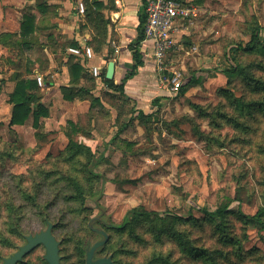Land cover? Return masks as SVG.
Returning <instances> with one entry per match:
<instances>
[{
  "label": "rangeland",
  "instance_id": "1",
  "mask_svg": "<svg viewBox=\"0 0 264 264\" xmlns=\"http://www.w3.org/2000/svg\"><path fill=\"white\" fill-rule=\"evenodd\" d=\"M56 1L24 5L46 3L55 18ZM183 1L196 15L179 27L167 58L185 82L177 93L167 71H145L135 77L145 85L142 104L105 97L107 108L79 113L75 130L59 119L35 127L28 117L11 128L9 88L0 86V264L46 228L45 218L55 223L61 264H85L83 244L101 238L88 224L101 223L118 228L107 227L94 257L112 254L114 264H264V230L239 216L236 200L247 214L264 206V28L253 50L237 48L239 67L227 71L230 47L264 27V0ZM8 58L0 46V69ZM231 200L220 218L200 210ZM137 206L163 220L136 217L124 227ZM44 254L40 244L17 264H47Z\"/></svg>",
  "mask_w": 264,
  "mask_h": 264
},
{
  "label": "crops",
  "instance_id": "2",
  "mask_svg": "<svg viewBox=\"0 0 264 264\" xmlns=\"http://www.w3.org/2000/svg\"><path fill=\"white\" fill-rule=\"evenodd\" d=\"M16 1L0 0V46L8 52V62L11 65L8 70L0 69V86H8V99L17 80L34 81L36 75L44 79L41 86L36 82L30 91L34 95L30 103L31 109L37 104L43 107L44 113L39 117V126H43V122L59 119L66 124L72 121L78 128L77 115L88 112V107L92 105L105 110L108 105L105 97L125 100L132 96L137 103L142 104L140 100L143 98L141 95L145 85L139 82L137 76L145 71L151 72L152 76L155 71L149 42L143 39L137 44L142 53L143 64L132 78L126 80V95L114 90L103 80L102 74L105 73L106 78L107 65L113 61L114 72L110 79L118 84L130 68L133 62L132 47L137 41V25L144 0H58L55 18L49 15L47 9L51 7L46 3L25 8V0ZM79 2L85 5L86 15L84 11H79ZM24 15L34 17L32 31L22 29ZM82 45L91 47V59L67 51V47ZM12 51H15L14 55ZM104 63L106 65L102 68ZM93 64L100 66V75L97 77L90 70ZM133 82L138 83V87ZM133 92L138 93L132 95ZM89 99L98 102L92 103ZM6 106L10 124L11 104ZM29 118L33 125V112H30L27 119ZM12 126L20 125L10 124L11 128ZM69 129L72 128L69 126Z\"/></svg>",
  "mask_w": 264,
  "mask_h": 264
},
{
  "label": "trees",
  "instance_id": "3",
  "mask_svg": "<svg viewBox=\"0 0 264 264\" xmlns=\"http://www.w3.org/2000/svg\"><path fill=\"white\" fill-rule=\"evenodd\" d=\"M23 18H24V20L22 22V29L27 30V31H30V30L32 31L33 25H34V17L31 15H24ZM145 19H146V11H145V0H144L143 11L140 14L138 25H137V31H138L137 38H136L137 41H136L135 46L132 47L133 51L131 54V58H132L133 62L130 65V68L127 70L124 77L121 79V82L118 84H115L112 79L105 78V73L102 74L103 80L106 81L114 90L118 91L122 95H126L125 91H124V85H125L126 80L132 78L135 75L138 67L143 64L142 53L140 52L137 44L144 39V22H145ZM263 28L264 27H258L257 26L256 29L254 30V32L251 34V38L246 45H244V46L233 45L230 47V59L232 60V64H231V67L229 69H227V71H231V72L236 71L237 67H239V64L236 61V57H235V52H236L237 48H240L242 50H253L257 46V44L260 43L259 32ZM35 80L33 81L32 79H19L16 81L15 87H14L13 91L9 94L8 99H7L8 103L11 104L10 124H21V123H23L25 121V119L28 117L29 113L33 112V125L35 127H39L38 120H39V117L44 113L43 107L40 104H37L34 107V109L32 110L31 105H30V103L34 99V95L32 93H30V91L35 87L34 84H36V82H37ZM192 80H193V78H191L189 80V82ZM184 84H185V82L182 84V86L180 87L179 90H181L183 88ZM91 101H92V103H94L97 100L92 99ZM137 118L143 122L147 121V119H146L147 117H144L142 111L138 112ZM68 124L72 128V130L77 129L74 126L75 124L72 121H69ZM85 149L87 151L89 150L88 147H86ZM236 200L238 201L237 212H238L239 216L241 218L245 219V221H255L256 223L259 224V230H264V206L259 207L258 210L254 214H247V213L243 212L241 209L240 199H236ZM232 201L233 200L228 201V202H221L218 206H216L213 209H208V208L202 207V208H200V210L205 216H207L209 218H220V217L224 216L225 214L231 212L230 204ZM263 205H264V203H263ZM159 214H160V212H158L156 210H148L142 206L133 207V208L127 210L126 214L124 215L122 225L125 227L126 224H128L133 218H136V217H143V218L154 219V220L160 218V220H163L159 216ZM189 217H192V214H190ZM45 219H46V226H47V223L50 221L48 218H45ZM90 219H89V221H90ZM177 219L181 220L183 218L179 217V216H171V217H169L168 221L174 222ZM99 222H101V221L99 220ZM52 224H53V227H52V229H53L55 227V223H52ZM103 224L105 226L102 225V223L100 226L108 234V240H109L110 235L107 231V227L118 228V226L116 227L113 224H111V225H106L105 223H103ZM88 229L91 231L93 230L91 225H89V224H88ZM93 232H94V230H93ZM261 238L264 241V235H261ZM105 245H106V243L103 244L101 247H99L95 251L96 254L98 252H101L102 249L105 247ZM87 246H88L87 243L83 244V246H82V251L84 254V263H85V255H86V247ZM106 255H108V254H103L101 256H106ZM101 256H99V257H101ZM111 259L113 262L112 264H114V257L112 256V254H111ZM19 262H22V261L20 260Z\"/></svg>",
  "mask_w": 264,
  "mask_h": 264
},
{
  "label": "built area",
  "instance_id": "4",
  "mask_svg": "<svg viewBox=\"0 0 264 264\" xmlns=\"http://www.w3.org/2000/svg\"><path fill=\"white\" fill-rule=\"evenodd\" d=\"M80 12L84 11L83 2L78 3ZM146 19L144 22V40L150 43V55L153 59L154 70L158 74L167 71V82L170 93H177L182 86L180 72L169 69V54L177 48L176 34L179 27L186 19L196 15V8L186 4L183 0H145ZM67 51L73 55L86 59L93 57V51L89 45L70 46ZM91 73L94 77L100 75V66L91 65ZM38 85H42V77H35Z\"/></svg>",
  "mask_w": 264,
  "mask_h": 264
},
{
  "label": "water",
  "instance_id": "5",
  "mask_svg": "<svg viewBox=\"0 0 264 264\" xmlns=\"http://www.w3.org/2000/svg\"><path fill=\"white\" fill-rule=\"evenodd\" d=\"M114 72V62L110 61L106 69V78H112ZM91 222L94 218H91ZM53 224L48 222L44 230L33 235H27L24 244L20 245L11 255L3 258L1 264H17L22 258L33 250L37 245L42 244L45 248L44 258L48 264H60V255L58 248V240L52 233ZM92 227V225H91ZM101 238L95 241L92 245L86 247L85 264H112L111 255L94 257L95 251L106 243L108 234L103 229L92 227Z\"/></svg>",
  "mask_w": 264,
  "mask_h": 264
}]
</instances>
